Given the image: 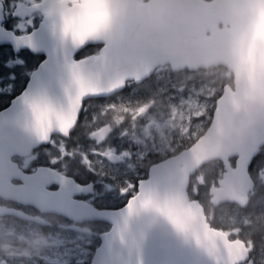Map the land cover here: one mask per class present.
Returning <instances> with one entry per match:
<instances>
[{
  "label": "water",
  "instance_id": "water-1",
  "mask_svg": "<svg viewBox=\"0 0 264 264\" xmlns=\"http://www.w3.org/2000/svg\"><path fill=\"white\" fill-rule=\"evenodd\" d=\"M142 1L80 0L70 9H64V2H44L22 13H45L34 30L38 40H29L31 33L13 37L0 31V45L44 56L24 92L0 114V123L5 113L31 109L41 111L28 113L34 124L52 125L47 131L66 136L84 100L110 98L123 91L126 82L140 83L159 67L169 66L173 72L225 67L233 86L225 87L216 101L204 134L189 149L150 167L148 179L139 183L123 208L92 212L110 229L100 237L90 264L243 263L244 245L229 242L211 228L202 207L188 200L187 189L190 177L214 161L224 167L221 180L210 190L214 207H243L253 186L248 166L264 145V0ZM156 41L179 42L184 54L171 55L156 47ZM28 44L35 51L25 48ZM95 45L102 46L98 56L73 60ZM53 58L55 70H42L44 61L49 60L47 69ZM104 136L99 131L94 139L101 142ZM107 158L117 161L113 155ZM52 197L41 200L49 205Z\"/></svg>",
  "mask_w": 264,
  "mask_h": 264
},
{
  "label": "flooded vegetation",
  "instance_id": "flooded-vegetation-1",
  "mask_svg": "<svg viewBox=\"0 0 264 264\" xmlns=\"http://www.w3.org/2000/svg\"><path fill=\"white\" fill-rule=\"evenodd\" d=\"M14 1L16 0H0V15L2 16L0 28L8 33L15 32L16 35L21 34L17 28L19 22L24 23L25 28L33 22L34 28H29L31 32L36 30L46 18L42 11H36L30 15L22 14L27 9L49 1L64 2V9L80 4V0H30L25 2L26 5L9 8V4ZM24 1L27 0L20 2ZM146 1L148 0L142 3ZM28 34L30 33L25 31L21 36ZM100 49L101 46L98 45L88 46L79 51L73 60L79 61L96 56ZM19 60H23L24 63H18ZM43 60L42 54L33 55L28 50L15 51L10 45H0V63L18 72L16 81L0 78V114L12 107L13 100L24 92L31 75ZM166 68L157 69L152 74L150 82L156 79L155 75L161 69ZM167 72L178 76L179 81L185 76L200 74V71L189 72L187 70L173 72L168 68ZM13 74H15L13 71H9L8 77ZM6 81L12 83L13 87L8 88ZM139 84H136L139 89L138 96L144 92L146 87ZM118 96L123 95L122 93L117 94L110 97L111 99L87 100L83 106L87 102L95 104L99 101L116 99ZM151 97L152 94L149 98ZM53 98V95L49 96V99ZM30 112L41 113V111L31 109L8 112L5 113L0 123V264H60L57 259L58 257L62 259L65 252L68 254L66 256L70 259V264H75L76 253H84L79 264H90L93 253L100 246V237L110 228L106 220L96 219L92 212L118 211L136 193H127L124 201L118 202L116 194L106 195L105 169L94 167L87 171L88 175L83 172V167L87 166L86 160L78 165L76 158H73L69 164L67 157L66 160L58 157L60 152L88 155L91 142L101 144L106 140L108 134L105 129L100 130L105 134L101 142L94 139L96 133L91 134L89 138H86L83 133L80 135L82 111L76 124L66 136L56 131H47L49 128L54 129L52 125L34 124V119L28 114ZM16 113H20L18 117L10 116ZM39 120L40 118L35 119V121ZM44 132L49 133L46 136ZM43 137H47L46 142L38 144L34 142L36 139L42 140ZM109 155L115 156L117 161L111 162L107 158ZM109 155L105 156L108 162L120 163L119 157L114 154ZM261 156L256 158L255 168L257 165L259 167L262 161ZM52 174L57 178H52ZM253 188L247 193L243 207L233 206L242 210L249 207ZM50 195L53 196L51 203L43 204L41 197ZM221 206L228 207L229 205ZM222 232L232 241L233 237L227 233L226 229ZM244 247L247 259L240 264H255L257 250L246 242Z\"/></svg>",
  "mask_w": 264,
  "mask_h": 264
},
{
  "label": "rangeland",
  "instance_id": "rangeland-1",
  "mask_svg": "<svg viewBox=\"0 0 264 264\" xmlns=\"http://www.w3.org/2000/svg\"><path fill=\"white\" fill-rule=\"evenodd\" d=\"M20 1L11 2L9 8L26 5L25 2L30 0ZM18 24L24 25L21 22ZM155 76L153 82L156 87L143 92L151 93V98L146 99L145 95L138 98V93H131L129 97L123 95L115 100L90 103L91 108L86 106L80 135L83 133L89 138L91 134L105 129L108 134L106 140L101 144L91 142L88 155L60 152L58 156L62 160L67 157L69 164L73 158H76V164L86 160L83 172L88 175L87 171L94 167L105 169L106 195L116 194L121 203L127 193L131 194L139 181L146 177L147 165L176 154L206 131L215 101L223 88L230 86L228 82L231 79L227 69L219 68L206 74L185 76L181 81L178 76L168 73L167 68L161 69ZM204 77L207 79L202 81ZM109 154L119 157L120 163L108 162L105 156ZM197 175L200 183L197 182L193 190L198 197H202L203 190L199 185L202 180H209L207 182L210 183V175L215 176L216 171L208 169ZM255 175L257 184L251 192L249 207L245 210L233 205L210 207L207 213L208 220L218 230L226 229L232 235V241L246 242L257 250L255 264H264V160L257 166ZM65 253L62 259H57L60 264H70ZM83 254L76 253L75 264L80 263Z\"/></svg>",
  "mask_w": 264,
  "mask_h": 264
},
{
  "label": "trees",
  "instance_id": "trees-1",
  "mask_svg": "<svg viewBox=\"0 0 264 264\" xmlns=\"http://www.w3.org/2000/svg\"><path fill=\"white\" fill-rule=\"evenodd\" d=\"M90 48H93V47H90ZM217 68H219V69H223V70H226L223 66H218V67H215V68H210V69H208V70H206V71H202V70H200V73L201 74H206L207 72H209V71H212V70H215V69H217ZM230 80H229V84L228 85H230L231 86V83H232V77L230 76ZM207 78L206 77H204L203 79H202V81H205ZM139 85H143V86H146L145 87V89H144V91L145 90H147V89H153V87L154 86H156V84L154 83V82H150V79H146L145 81H143L141 84H139ZM137 85H134V84H132V83H128V85H127V90H125L124 92H123V94L122 95H124V96H127V97H129L130 96V94L132 93V94H134V93H139V89H137V87H136ZM152 91V90H151ZM144 94H146V96H145V98L146 99H148L150 96H151V93H141L139 96L137 95V97L138 98H140L142 95H144ZM89 102H87V104H84V109L82 110V113H81V121L80 122H82L83 121V119L85 118V116H86V106H88L89 107ZM89 108H91V107H89ZM211 113V112H210ZM176 153H178V152H176ZM259 155H262L260 158H261V160L263 161L264 160V146L263 147H261V149H260V151H259V154L256 156V158L259 156ZM256 158L254 159V161L251 163V165H250V167H249V173H251L253 176H254V189H255V187H256V184H257V182H256V179H255V177H257V175H255V172H256V169H257V167L255 168V164H256ZM259 158V159H260ZM260 160V161H261ZM160 162V160L159 161H157V162H153V163H151L152 165L153 164H157V163H159ZM151 164H149V165H151ZM258 166V165H257ZM215 169V171H216V175L215 176H211L210 175V178L209 179H211V182L209 183V182H207V181H209V180H202V183H201V185H199V187L203 190V192L201 193L202 194V197H198L195 193L196 192H194V190H193V186L195 185L196 186V184H197V174L199 173V172H203V171H208V169L209 170H211V169ZM222 165H221V163H219V162H212V163H210V164H207V165H205V166H203L200 170H199V172L196 174V175H194L191 179H190V182H189V187H188V198H189V200H191V201H197L203 208H204V210H205V212H207L208 211V209L210 208V205H209V199H210V197H209V188L211 187V183H213V184H215V182H217L218 180H219V178H220V175H221V173H222ZM146 169V168H145ZM213 179H214V181H213ZM213 225H215L214 223H213ZM212 224L210 225L211 227L213 226ZM216 226V225H215ZM214 227V226H213ZM217 227V226H216ZM215 228V227H214Z\"/></svg>",
  "mask_w": 264,
  "mask_h": 264
},
{
  "label": "snow or ice",
  "instance_id": "snow-or-ice-1",
  "mask_svg": "<svg viewBox=\"0 0 264 264\" xmlns=\"http://www.w3.org/2000/svg\"><path fill=\"white\" fill-rule=\"evenodd\" d=\"M16 15L20 16L19 14H16ZM17 28L20 30L21 34H22V32H25V31L28 32V33H31V36L28 38L29 40H33V39L38 40V33L36 31H31V32L29 31V28H34L33 22H31L30 26L27 27V28H25L23 24H18ZM0 31L6 32L3 29H0ZM8 34L9 35H15L16 37H20L21 36V34L20 35H16L15 32H11V33H8ZM15 48H16L17 51L19 49H21L18 46H16ZM25 48H30V49H32V51H35L34 46L31 45V44L26 45ZM18 63L23 64L24 61L23 60H19ZM46 64H49V60L44 61V64L41 65V69L42 70H45V71H54L55 70L54 58H53V62L50 64L49 68H47V69L45 68ZM9 71H13L15 74H13L11 77H8ZM17 76H18V72H16L15 69H10L8 67H5L2 63H0V78H8V79H10L12 81H16L17 80ZM6 84H7L8 88H12L13 87L12 83H7V81H6Z\"/></svg>",
  "mask_w": 264,
  "mask_h": 264
},
{
  "label": "clouds",
  "instance_id": "clouds-1",
  "mask_svg": "<svg viewBox=\"0 0 264 264\" xmlns=\"http://www.w3.org/2000/svg\"><path fill=\"white\" fill-rule=\"evenodd\" d=\"M156 47L165 48L171 55L179 56L184 54V48L179 42H165L161 43L159 41L154 42Z\"/></svg>",
  "mask_w": 264,
  "mask_h": 264
}]
</instances>
